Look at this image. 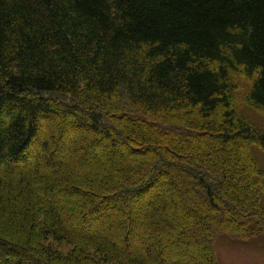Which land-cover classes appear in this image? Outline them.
Instances as JSON below:
<instances>
[{
	"label": "trees",
	"instance_id": "1",
	"mask_svg": "<svg viewBox=\"0 0 264 264\" xmlns=\"http://www.w3.org/2000/svg\"><path fill=\"white\" fill-rule=\"evenodd\" d=\"M249 109L264 0H0V264H219L264 229Z\"/></svg>",
	"mask_w": 264,
	"mask_h": 264
},
{
	"label": "rangeland",
	"instance_id": "2",
	"mask_svg": "<svg viewBox=\"0 0 264 264\" xmlns=\"http://www.w3.org/2000/svg\"><path fill=\"white\" fill-rule=\"evenodd\" d=\"M249 115L256 125L264 129V115L261 111L249 109ZM253 152L264 168V154L260 148L253 146ZM261 202L264 205V194ZM166 234L174 231L166 229ZM214 243L217 251L219 264H264V229L254 233H233L226 230H219L214 235ZM61 248L68 251L70 245L63 243Z\"/></svg>",
	"mask_w": 264,
	"mask_h": 264
}]
</instances>
